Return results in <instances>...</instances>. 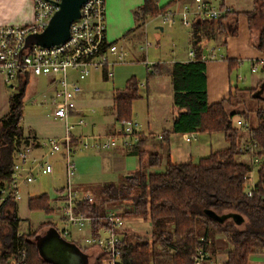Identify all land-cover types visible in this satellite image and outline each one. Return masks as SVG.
I'll use <instances>...</instances> for the list:
<instances>
[{
	"label": "trees",
	"instance_id": "16d2710c",
	"mask_svg": "<svg viewBox=\"0 0 264 264\" xmlns=\"http://www.w3.org/2000/svg\"><path fill=\"white\" fill-rule=\"evenodd\" d=\"M170 3L159 6L158 0H144L133 10L135 27H139L146 16L166 10ZM231 12L235 16L238 14ZM255 12L261 25L255 47L264 51V0H252V10L247 13L252 17ZM224 18L193 24L191 47L196 51L197 58L171 65L172 104L177 112L171 131L220 132L226 147L202 156L197 162H167L163 170L149 172L145 169L158 166L161 155L157 151L143 150L140 137L137 144L124 151L138 157L135 171L116 183H103L99 191L95 190V195L92 194L91 201L75 205L76 213L103 216L109 201L129 200L130 208L122 209L119 215L123 219L135 217L150 222L151 233L146 237L127 230H116L120 235L121 264H194L193 253L198 249L207 251L211 238L218 233L229 244L225 260L218 264H247L250 253H264V107H256L257 125L250 128L257 143L255 156L258 159L252 164L239 158L245 150L239 147L240 129L232 122L233 114L238 112L227 110L231 105L230 99L209 104L206 96L205 63L200 59L199 51L204 38L217 33L235 34L236 29L226 31L222 23ZM228 65L230 70L236 68L232 59H229ZM157 66V63L152 65L148 76L158 73ZM28 80L29 75L19 77L8 99V111L0 117V187L11 182L10 172L20 143L25 145L29 142L19 123ZM125 85L124 89H118L113 94V110L116 120L129 121L132 103L140 95L134 77L128 78ZM257 86L248 89L249 94ZM250 171H255L257 182L250 195H246L243 186ZM52 201L46 192L31 196L27 200L28 209L52 213L58 198ZM205 209L226 217L216 221L206 214ZM16 210V204L10 198L0 206V264H19L20 258L24 264H50L39 253L35 243L36 230L17 236L19 217ZM231 213L239 214L241 221L236 223L230 217ZM107 224L106 220L92 221L91 233L96 235L99 227ZM98 262L99 257L91 264Z\"/></svg>",
	"mask_w": 264,
	"mask_h": 264
},
{
	"label": "built area",
	"instance_id": "2783aa9c",
	"mask_svg": "<svg viewBox=\"0 0 264 264\" xmlns=\"http://www.w3.org/2000/svg\"><path fill=\"white\" fill-rule=\"evenodd\" d=\"M105 1L84 0L79 15L69 25V36L66 40L56 43L54 46H39L32 44L25 47L26 36L31 33H39L48 24L51 15L59 8L60 0H31L33 20L25 25H0V76L5 85L13 88L21 75L48 76L53 85L54 93L50 96L49 115L59 119L63 123L64 135L58 138L49 137L43 141L38 140L33 134H29V142L16 151L14 163L11 169V182L0 187V206L5 199L14 202L20 200L19 186L30 184L36 175H45L53 171L51 157L61 158L64 172V185L57 193L58 203L55 206L54 215L64 223L59 230L60 236L68 239L81 249L95 248L99 257L96 264H121L119 238L116 230L121 229V216L119 211L107 210L103 216L84 215L75 212V205L84 201H91L90 194H82L73 186V178L76 174L73 153L82 148L92 147L97 150L115 147L131 148L139 142L140 132L129 120H118V128L114 133L105 135H92L79 138L74 136L72 130L75 125L86 126L84 117L78 114L77 95L83 91L80 82L90 74L92 70L104 71L107 77H111V62L109 55L117 54L119 60H123L125 52L114 42H108L105 28ZM231 10L226 0H192L184 3L178 11L171 9L159 12L162 22L171 25L176 19L182 26L192 27L193 24L203 20L220 19L229 15ZM146 43L145 47L149 46ZM213 48L210 52H213ZM191 60L197 58L193 49L188 52ZM200 59H205L200 55ZM148 69L152 65L147 60L144 62ZM70 69L75 76L69 75ZM256 67L252 70L255 71ZM75 116L76 120L71 121ZM239 129L248 132V139L242 146V150L249 153L251 163L258 161L255 156L257 143L252 138L248 124L237 120ZM160 138L161 135H158ZM76 138L78 144L72 140ZM187 136L185 140H189ZM40 149V153H35ZM248 174V173H247ZM247 176V175H246ZM244 182V192L250 195L253 189ZM53 213V212H52ZM107 221V226H100L97 234L91 233L92 221ZM85 232V234L83 233ZM81 233L82 235H80ZM21 232L17 233V236ZM83 244L80 245L79 241ZM208 257L206 250L198 249L192 255L194 264H205ZM20 260H23L20 258Z\"/></svg>",
	"mask_w": 264,
	"mask_h": 264
},
{
	"label": "rangeland",
	"instance_id": "374dc122",
	"mask_svg": "<svg viewBox=\"0 0 264 264\" xmlns=\"http://www.w3.org/2000/svg\"><path fill=\"white\" fill-rule=\"evenodd\" d=\"M107 1L108 0L105 1V6ZM168 1L169 0H158V5L164 6L168 3ZM116 3L118 6L121 5L119 8L115 9L117 16L114 17L111 14L107 17L104 13L105 28L106 24L112 26L113 28L114 26H119L121 23L126 26V30L121 34L117 32L118 29L112 33H108L106 28V37L108 42L114 41L120 44L122 43L121 40H123L121 39L123 34L133 27L132 25H134L136 20L133 17L132 10H127L123 0H116ZM169 6L171 7V5ZM230 20L232 19L230 18ZM251 24H253V33L257 36L261 25L258 23L257 18H255ZM160 27H162V29H160ZM190 28L191 27L182 26L178 19L170 26L163 23L162 18L158 14L154 16H146L138 27L137 35L139 33L140 34L137 41L134 39L127 44L129 51L127 58L128 61H125L123 64L113 66V78H105L102 71L98 69L90 71V74L85 78V80L80 82V85L84 88V90L86 89L84 97L85 102L82 104L83 117L86 122V126L80 127L79 125H75L72 133L74 135H79L80 132L86 134L93 129L94 134H98L102 130L101 126H105L109 123L115 124V127L118 128V121L114 120L111 114L105 113V108L110 103L109 99L113 90L124 89L127 79L134 77L137 81L138 89L141 93L144 92L145 81H148L157 75L148 76L152 70L148 69L144 64L145 59L151 64L160 62L163 66L169 65L172 61L186 59L188 56L187 52L191 48L189 40ZM146 43L150 44L147 50L144 48ZM214 46L213 42H209L208 48H212ZM143 50L146 54H143V57H141L140 55L143 53ZM134 58L139 59V61L131 62L130 60H133ZM142 58L145 59L142 60ZM256 66L257 70L255 73H251L249 71V66L247 64L243 66L244 68L242 72L246 75V79L241 81V83H238L239 90L237 95L238 99L245 104L246 110L242 111V113L238 112L233 114L232 122L236 126H238L236 124L238 116L240 114L244 115V113H247V116H245L246 124L248 123L250 126L254 127L256 124L254 110L256 106L264 105V92L260 93L263 97L254 98L252 97V94L248 95L246 91L240 90L251 84L249 78H260L264 76V73L261 71V65L256 64ZM69 75L73 78L75 76L74 70L70 69ZM232 77L234 78V75H232ZM25 88L26 90L22 100V118L19 122L22 130L25 131L26 134L30 132H28L29 129L36 131L41 141L49 137H61L64 134L62 122L59 119L54 120L51 116H49L51 107L49 100L50 96L54 93V87L51 84L49 77L45 75H31ZM14 89L5 85L0 76V117L8 111V99L14 92ZM149 102L150 101L145 98L144 93H142L141 97L137 98L131 106V120L132 122L138 123L141 129H146V110ZM70 120L75 121L76 117L72 116ZM224 143V139H221L220 142H217L216 140L212 145L213 150L224 147ZM244 143L245 142H243V144ZM20 147H24V145L20 143L19 148ZM78 147L79 148L72 156L76 172L73 178L74 183L91 186L89 190L91 194L95 195V190L99 191L98 189L103 183H116L118 179L122 178V174L120 172L112 169L110 159H105V153L110 152V149L97 150L92 147L82 148L80 145ZM130 158L134 161L136 160L134 157ZM50 161L53 163V171L51 173L36 175L35 180L30 184H23L19 186L20 200H18V215L22 219L19 218L17 227L18 232L24 233L36 230L37 235L42 236L51 225V221H48V219L55 220L57 218V216L53 214L54 211L53 213H45L43 210H29L27 202L31 196H36L46 192L52 203V200L57 197V191L64 185V172L62 170L61 159L59 156H54L51 157ZM132 168L134 169V166ZM97 198L101 197L98 196ZM128 202L129 200L109 201V204H106L107 206L105 205V209H112L114 211L118 210L120 212L122 209L130 208ZM120 218L121 223L125 222V224L130 228V230L127 229L128 231L134 232L143 237L150 235L151 231L145 232L146 230L152 229L148 220L144 221L140 218L135 219V217L134 219ZM133 222H136V224H133ZM56 224L59 229L64 226V223L61 221L59 222L58 219ZM120 227L122 231L125 230V227H123L122 224ZM83 233L85 234V232ZM79 234L82 235L81 233ZM216 235L218 234H214L211 238L207 252L210 250H218V248L223 247L220 239H215ZM67 238V240H71L70 235H68ZM79 243L82 246L83 241L80 240ZM82 250L85 251L86 249L83 248ZM96 254L97 250H92V257ZM91 261L92 259L90 257L89 264H91ZM19 264L24 263L20 260ZM210 264H213V262L211 261Z\"/></svg>",
	"mask_w": 264,
	"mask_h": 264
},
{
	"label": "crops",
	"instance_id": "0c3cea01",
	"mask_svg": "<svg viewBox=\"0 0 264 264\" xmlns=\"http://www.w3.org/2000/svg\"><path fill=\"white\" fill-rule=\"evenodd\" d=\"M143 1L144 0H123L125 6L127 7V10H132V13L133 10L138 8L143 3ZM191 1L192 0H169L168 3L171 2L169 4L171 5V7L168 6L166 10L171 9L173 11H178L184 3ZM168 3L166 5H168ZM226 3L231 11L238 12L236 16L231 12L223 19V25L225 26L226 31L231 32L233 31V29H236L235 34L225 35L223 33H217L211 35L208 38H204L203 46L201 47L199 53L205 56V59H203L205 63L204 82H205V90H206L208 103L214 104V102H220L222 100L230 99L231 105L228 106L227 110L233 113L234 112L242 113V111L246 110L245 109L246 107L245 104L238 99L237 93L239 90L238 83H241V81H244L246 79V75H244L242 72L244 68L243 66L247 64L249 66V71L251 73H255V71L257 70L256 64H260L261 67L262 65H264V51H260L255 47V43L258 40L257 38L258 35L256 36L253 33L254 29H253V24H251V22L256 18V12L253 13L252 17H250L249 14L247 13L252 10V0H226ZM120 6L117 5L116 0H108L105 6V14L107 15V17L110 16L111 14L114 17L117 16V14L115 13V9L119 8ZM32 13L33 11H32L31 0H0V25H12V24L25 25L26 23H29L33 20ZM133 17H134V13H133ZM230 18L232 20H230ZM135 25L136 22L134 23V25H132L133 27H131L128 31H126L125 34H123L121 38L123 39L121 40L122 43L119 44L117 42L112 41L116 43L117 46L120 47L125 52V55L123 57V60H119V56L117 54L109 55L111 62H113L111 66V71L114 65L123 64L125 63V61H128L127 58L129 55V51L127 44L134 39H136L137 41L140 34L139 33L137 35L138 27H135ZM106 28L108 30V33L109 32L112 33L118 29L117 32L121 34L126 30V26L122 25V23L119 24V26H114V28L106 24ZM191 32H192V27L190 28V32H189L190 44H191ZM209 42L211 43L213 42V44L215 45L214 47H212L214 49L212 53L210 52L212 48L211 47L208 48ZM148 47L149 46L144 47L145 50H147ZM190 49H192V47ZM190 49L188 50V52L190 51ZM143 54H146V52L144 53V50L140 56L143 57ZM144 59L145 58H142V60ZM229 59H232L234 61L236 68L230 70V67L228 65ZM130 61L131 62L139 61V59L134 58L133 60ZM144 61H146V59ZM188 61H192L189 54L186 59L172 61L167 66L161 65L160 62H155L158 65L156 67L158 69V73L155 77L151 78L148 81H145L144 92H142L144 93L145 98H147L150 101L149 105H147V110H146L147 113L146 114L147 119L145 123L146 129H141L138 123L132 122V120H130L134 124V126L137 127L138 131L142 133V135H140V137L143 140L142 149L145 150L146 152L157 151L161 155V161L158 164V166L147 167L145 169L146 171L159 172L163 170L167 162H170L172 164L173 163L187 164V162H197L202 156H206L210 154V152L216 150V149L213 150L212 148L213 142H215L216 140L217 142H220L221 139L223 140V135L220 132L178 133L171 131L173 118L177 113L176 109L172 104L173 89L171 83V70H172L171 65L175 62L184 63ZM255 67L256 69L255 71H253L252 69ZM262 72L264 73V70ZM102 73L105 78H110V79L113 78V75L111 77H107L104 71H102ZM232 75H234V78L232 77ZM249 81L251 84L247 87H244V89H240V90L246 91L247 94L249 95L248 89L255 88L257 85L258 86L256 89H259L260 86L262 85L261 92H264V76L260 78L251 77L249 78ZM116 90L118 89H114L113 92L111 93V97L109 99L110 103L105 108V113L111 114L114 120H116L115 118L116 115L114 114V110H113V104H114L113 94ZM85 92L86 89L84 90L83 88V91L80 92L76 98L77 106L79 110L78 114L82 116H84L82 111V104L85 102L84 100ZM138 93L141 97L142 93L139 89H138ZM261 107H264V105H261ZM255 110H254V114H255ZM241 116L242 115L240 114L237 120L246 122L245 116H247V113H244V117ZM256 125L257 123L254 125V127ZM248 127L249 129L252 128V126H250L249 124ZM101 128H102L101 130L102 133L99 132L98 134H94L93 129H91L86 134L80 132L79 135H74V136L78 137L79 139V138L91 137L92 135H105V134L114 133L115 130L117 129L115 127V124L113 123H109L106 124L105 126H101ZM28 132L29 133L26 134L24 131V136L33 134L38 140H40L36 131L29 129ZM240 132L242 134V136L240 137L241 142L239 145L241 149L243 146V142H245L246 139H248L247 138L248 132L246 130H241V129ZM158 135H161V137L159 138ZM187 136L190 137L189 140H185ZM72 142L75 145L78 144L76 143L77 142L76 138H74ZM224 144L227 145L226 142ZM225 145L224 147H226ZM224 147H220V148H224ZM125 149L126 148L118 146L113 149L110 148V152L105 153L106 155L105 159L106 158L110 159L112 169L120 172L122 174L121 177L130 175V173L134 172L138 166V157L132 153L130 154L125 153L124 152ZM34 152L38 154L41 152V150L35 149ZM130 157H134L136 160L134 161ZM239 158L243 161L245 160L251 162V156L247 152H244L242 155L239 156ZM133 166L134 169L132 168ZM256 178L257 175L255 171H250L247 174L245 180L248 181L249 187L255 185V183L257 182ZM119 180H121V178L118 179V181ZM73 186L77 191H79L82 194H87V195L91 194L89 190L91 186L89 185L87 186L73 182ZM58 192L59 190L57 191V193ZM15 204L17 207L16 216L21 218L18 215V201L15 202ZM132 218L134 219V217ZM57 219L58 216L55 220L48 219V221H51L50 222L51 225L49 226V228H53L59 233V230L61 229L57 227L56 224ZM135 219H139V218H135ZM133 224H136V222H133ZM122 226L125 227V230L127 229L130 230V228L125 224V222L122 223ZM147 231H151V230H146L145 232ZM215 239L217 240L220 239V241L223 244V247L218 248V250H214L213 253H211V250L207 252L208 257L205 261V264H210L211 261L213 262V264H218L221 261H224L226 258V251L229 249V244L226 243L227 242L226 238H224L222 234L218 233V235L215 236ZM67 241L71 242L70 239ZM80 250L86 253L87 256L89 257L88 264L90 263L89 262L90 257L92 259L91 262L94 261L93 259L94 257H92V250L95 251V248L86 249L85 250L86 252L81 248ZM247 264H264V253L263 252L250 253L247 258Z\"/></svg>",
	"mask_w": 264,
	"mask_h": 264
},
{
	"label": "water",
	"instance_id": "95a60500",
	"mask_svg": "<svg viewBox=\"0 0 264 264\" xmlns=\"http://www.w3.org/2000/svg\"><path fill=\"white\" fill-rule=\"evenodd\" d=\"M84 0H60L59 8L51 15L48 24L39 33H31L26 36L25 47L34 45L54 46L56 43L66 40L69 36V25L80 17L79 10ZM162 29V27H160ZM264 70V65L261 71ZM261 87L252 93V97H263L260 95ZM129 176V175H128ZM207 215L214 220H223L226 215L216 214L213 210L205 209ZM230 217L239 223L242 217L231 213ZM39 253L46 262L50 264H88V256L80 248L66 239L53 228H48L42 236L35 238Z\"/></svg>",
	"mask_w": 264,
	"mask_h": 264
}]
</instances>
